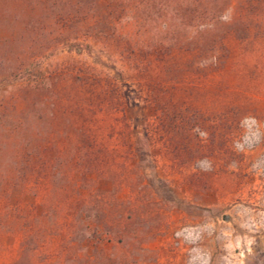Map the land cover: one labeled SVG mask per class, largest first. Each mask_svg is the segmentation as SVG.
<instances>
[{
	"label": "rangeland",
	"instance_id": "rangeland-1",
	"mask_svg": "<svg viewBox=\"0 0 264 264\" xmlns=\"http://www.w3.org/2000/svg\"><path fill=\"white\" fill-rule=\"evenodd\" d=\"M0 264H264V0H0Z\"/></svg>",
	"mask_w": 264,
	"mask_h": 264
},
{
	"label": "trees",
	"instance_id": "trees-1",
	"mask_svg": "<svg viewBox=\"0 0 264 264\" xmlns=\"http://www.w3.org/2000/svg\"><path fill=\"white\" fill-rule=\"evenodd\" d=\"M171 2H172V0H171ZM89 48H90V46H89Z\"/></svg>",
	"mask_w": 264,
	"mask_h": 264
}]
</instances>
